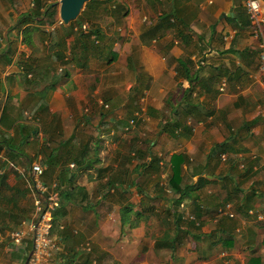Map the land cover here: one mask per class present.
<instances>
[{
    "label": "crops",
    "instance_id": "0c3cea01",
    "mask_svg": "<svg viewBox=\"0 0 264 264\" xmlns=\"http://www.w3.org/2000/svg\"><path fill=\"white\" fill-rule=\"evenodd\" d=\"M259 1L264 16V0ZM95 5L99 16L88 21L92 27L82 25L99 30L100 48L87 45L81 61L71 60L70 48L74 57L82 49L76 35L62 37L60 21L41 26L58 34L38 38L47 45L40 57L33 55V36L34 49L25 45L29 53L20 63L9 42L0 46V264H25L32 251L30 236L12 246L10 234L34 214V163L43 166L42 180L50 189L55 184L58 194L51 236L60 248L51 264H264V73L243 0ZM170 12L174 16L161 22ZM55 42L63 44L50 49ZM56 52L67 62L44 63ZM181 60H189L186 67ZM175 119L187 130L169 136L163 124ZM151 120L159 127L151 152L161 171L163 165L170 171L172 155L187 158L183 184L193 187L183 199L171 189L165 202L166 189L160 194L129 187L124 130ZM111 143L115 150L102 156ZM87 147L82 166L64 161L77 159ZM89 158L91 168L84 169ZM47 161L56 162L52 172ZM63 169L72 179L60 184ZM111 169H121V185H107ZM91 172L92 180H86ZM131 189L164 206H152L132 229L121 224L120 215L122 205L135 206L125 196ZM140 204L133 210L150 208ZM227 205L233 217L218 215ZM178 216L183 232L175 239ZM153 218L152 227L147 221ZM161 239L169 242L156 250Z\"/></svg>",
    "mask_w": 264,
    "mask_h": 264
},
{
    "label": "trees",
    "instance_id": "16d2710c",
    "mask_svg": "<svg viewBox=\"0 0 264 264\" xmlns=\"http://www.w3.org/2000/svg\"><path fill=\"white\" fill-rule=\"evenodd\" d=\"M96 2L97 0H89L85 6H84V10L83 12L80 14V16L82 17H85L87 21H91L94 17H96L94 14H95V11H96ZM44 2L43 0H32V8L29 9L27 12H24V13H21L18 17H17V20H16V27L20 29L22 35V43H25V45L27 47H29L30 49H34V46L30 40V30H29V27L33 24L34 25V28H35V31L39 34L38 38H48V37H57V34H58V31L57 30H54L52 32H46L44 30V28H42L41 26H45V25H48V26H51L53 23H54V19H55V15L57 13L56 11V6L55 4L53 3H49V4H45L42 5ZM94 16V17H93ZM174 16V13L173 12H170L168 14H163L162 18L161 19V22L163 21H166L169 19V17H172ZM79 22V20H76ZM71 22L68 26H64L63 24H61L60 26V33L62 35V37H68L70 35H76L77 36V41L79 43V46L81 47L82 49V54L81 56L79 57H74V48L71 47L70 48V58L71 60H76L77 62L78 61H81L83 59H85L87 57V45L91 44L94 51L99 49L100 47V32L98 29L92 31V29L88 30V32H84L82 31L81 29L77 28V30L74 29V25H77L78 22ZM83 24V23H82ZM81 23L78 25L79 27L82 25ZM93 24H90V27H92ZM38 26V27H37ZM158 26H161L162 25H158ZM158 26H154L152 30L156 29ZM34 30V29H33ZM94 36L92 39L91 37ZM98 40V45L96 46H93L95 45L94 42ZM62 42H55L54 44H52L50 46V49L51 48H54V47H61L62 46ZM81 57V58H80ZM65 58V54H63L62 52H56L53 56V61L55 62H60V63H65L67 61H63V59ZM182 61V60H181ZM178 61V64L182 67H186L187 63H189V60H185V61ZM23 65H26L27 62H22ZM186 95H188V92H185L184 96H183V101L182 103H186ZM187 106V105H186ZM185 106V107H186ZM116 126V125H115ZM182 131V132H185L187 129H185V126L179 121H177L176 119L171 122H167L165 124H163V131L167 133V135H173L175 134L177 131ZM145 142L148 143L147 140H144ZM146 143V144H147ZM145 144V143H144ZM149 145H150V142L149 144L146 146L144 145V148L142 147H135L132 145V147L130 146V155L134 156V162L135 164H131L132 165V168H131V175L133 176V174L136 176L135 180H131L130 182V185L129 187H135L137 190L141 191L143 190V186H142V183L140 184H137V179L141 176H143L144 174H147L149 176L152 177V175H160L161 174V168L160 167V160L157 159L151 152V149L149 148ZM89 152V148L87 147L86 150L83 149L81 151L80 154L77 155V159H70L71 157L69 156V158H67L66 160L64 161H71L73 162L75 165H77V167H80L84 164L85 160H84V157H85V153ZM90 152H92V154L94 155L95 152L92 151L90 149ZM89 156V154H88ZM73 157V156H72ZM70 159V160H69ZM132 159L133 160V157H129L128 158V161ZM131 160V161H132ZM63 161V162H64ZM96 160H94L95 162ZM55 161H47L45 162V164L47 165V168H49V171H53V167H55ZM187 162V158L184 154H174L171 156L170 158V178H169V182H168V187L169 189L179 193L180 195V199H183L186 195H187V192L189 190H191L193 186H189V185H184L183 184V168H182V165L185 164ZM85 168L84 169H90L91 168V159L89 158V160H87L86 164H85ZM63 172V175H62V178H60L59 182L60 184L61 183H64V182H71V179H68L67 178V173L65 171V169L62 170ZM103 171H106L104 169L100 170V173L103 172ZM121 169H117V170H112L110 171L109 173V178H107V180H112L111 182L108 181L107 182V185H109L110 187L111 186H115L117 183L118 185H121ZM198 180H203L201 177L198 179ZM59 182H57V185L59 186ZM155 187H156V191L160 194H162L164 191V186L160 185L159 183L155 182ZM58 189V188H57ZM63 192H60L59 191V194L61 195ZM133 206L131 203H126L124 205L121 206L120 208V215H121V224L122 225H127L129 226V228H134L136 225H138L141 221H143V218L145 217V214H148L149 211H152V207L150 208H145L144 210L141 209L140 211H134L133 210ZM178 223H182L181 222V217L178 216L176 218V230H175V235H174V238L176 239V237H179V234L183 231H181L180 229V225ZM164 239V238H163ZM163 239L161 240H156L155 242V249L158 250V249H163L164 247H166V243L169 242V240L166 239V243L164 244V241ZM169 249L172 248V245H169L168 246Z\"/></svg>",
    "mask_w": 264,
    "mask_h": 264
},
{
    "label": "rangeland",
    "instance_id": "374dc122",
    "mask_svg": "<svg viewBox=\"0 0 264 264\" xmlns=\"http://www.w3.org/2000/svg\"><path fill=\"white\" fill-rule=\"evenodd\" d=\"M43 2L45 4H49V3L55 4L57 13L55 15V19L54 20L56 22L60 21V19H59L60 0H43ZM31 8H32V0H0V46H1V49H3L4 45L7 42H9V51H12V50L13 51H17V53H16L17 54L16 63H20L21 62V61H19V59L25 60V58H26L25 56L29 53V50L27 49V47H25V44L21 43L22 42V37H21L22 33H21L20 29L16 27V20H17V17H18V15L20 13L28 11ZM83 10H84V8H83ZM83 10L81 11V13L83 12ZM99 11H101V10L99 9ZM97 12H98V10H97ZM97 12L95 11V14H94L96 17L99 16L97 14ZM101 19L105 20V15L101 16ZM76 20H79V22L76 21ZM76 20L75 21L78 22V23L75 26V29L79 28L82 31L87 32L88 31V26L90 25V23L86 20V18L83 17V19H82V17L79 15ZM80 23L81 24L85 23L88 26L81 25L79 27L78 25ZM56 26H59V22H58V25H56ZM29 30H30L29 35L33 36V38H34V40L36 42V46H37L35 48V51H34L33 55L36 58L40 57L41 56L40 54L42 53V51L46 50V46L47 45L43 44L42 41L40 42L38 40L39 34L36 32L37 30L35 31V28H32V27L30 28L29 27ZM15 33H17V34L19 33V36L17 35L18 37L17 36L15 37ZM40 46H42L43 48H40ZM44 63H46V64H48L50 66H54L55 65L54 61L49 60V59H45V58H44ZM166 115L164 114L163 118L167 119L169 117L168 114H166ZM140 123H142V122H139V124ZM133 128H136V129H133ZM158 128H159L158 127V122L156 124V122L152 121V120L148 121L147 123H145V125L143 124L142 128H140V129H138V125L137 124L131 125V127L127 131L124 130V132L126 134V136L124 138L125 142L129 145V148H130V146L132 147V145L135 146L136 148L138 146L144 148V145L147 146L149 144V142H150L149 148L152 149V147H154V145L157 143V141H155V140L159 139V136H157ZM138 130L140 132V135H137V131ZM144 140H147L148 143L145 142ZM108 145H109V147H107L108 148V153H107V150H106V151L103 152L102 156L108 155L109 152L115 150L114 149L116 147L115 143H111V144H108ZM122 150L124 151L123 148H122ZM129 156L131 158L133 157V160L132 159L129 160L130 163L131 164H135L134 156H132V155H129ZM106 163L107 162L105 161L104 165ZM89 175L91 176L90 177L91 179L88 177L86 180H92V177L94 176V173L91 172ZM130 176H131V180L134 181L136 176L134 174L132 176L131 173H130ZM169 178H170V171L168 169V166L167 165H163L162 172H161V174L159 176L151 177V176H149L147 174H144L142 177H139L136 181H137V184L142 183L143 190L144 191L146 190L147 191L146 193H148L149 191H150L149 193H153L154 191H156L157 189L154 188L153 185H154L155 182H159L162 186H164V188L166 190H168L166 193L164 192V194H166V196H168L166 198V201H165V202H167L168 200H170V196H173L172 195V191H170L169 187H168ZM183 180H184V177H183ZM146 183H147V185H146ZM128 192H129V195L127 193L125 196L126 197L128 196L130 201L135 205L134 206L135 210L139 208L137 205H139L140 202H141V204H140L141 206H146V207H152L153 206V207H155L157 209H159L160 207L164 208V206L160 205L161 204L160 202L155 204V202L153 200H149V199L144 200L143 198L141 199L139 196H137L138 194H137V192L134 189H131ZM107 207L110 208L111 206H107ZM116 210H117V208H116ZM147 223H150V225H152V227H153L155 225V219L154 218L150 219V220L147 221Z\"/></svg>",
    "mask_w": 264,
    "mask_h": 264
},
{
    "label": "built area",
    "instance_id": "2783aa9c",
    "mask_svg": "<svg viewBox=\"0 0 264 264\" xmlns=\"http://www.w3.org/2000/svg\"><path fill=\"white\" fill-rule=\"evenodd\" d=\"M243 5L253 28V35L259 40L260 70L264 73V16L261 13L259 0H243ZM61 22V21H60ZM264 91V84H263ZM44 168L38 163L30 166V178L34 191V214L24 227L10 234L12 246L20 245L24 238L31 237L32 251L29 264H51L54 254L59 250V243L51 236L52 215L58 207V194L55 184L50 189L42 180ZM219 209L218 215L226 214L233 217L230 212ZM194 220L193 217H188Z\"/></svg>",
    "mask_w": 264,
    "mask_h": 264
},
{
    "label": "water",
    "instance_id": "95a60500",
    "mask_svg": "<svg viewBox=\"0 0 264 264\" xmlns=\"http://www.w3.org/2000/svg\"><path fill=\"white\" fill-rule=\"evenodd\" d=\"M89 0H60L59 19L64 26L74 22ZM31 253L25 264H28Z\"/></svg>",
    "mask_w": 264,
    "mask_h": 264
}]
</instances>
